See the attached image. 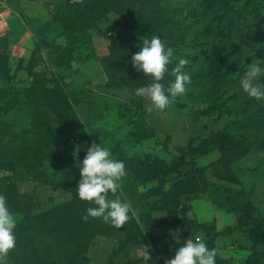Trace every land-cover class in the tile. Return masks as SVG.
Returning <instances> with one entry per match:
<instances>
[{
    "label": "rangeland",
    "instance_id": "374dc122",
    "mask_svg": "<svg viewBox=\"0 0 264 264\" xmlns=\"http://www.w3.org/2000/svg\"><path fill=\"white\" fill-rule=\"evenodd\" d=\"M94 1L0 0V87L12 84L19 93L18 108L0 116V122L11 123L20 137L14 141L10 135L9 144L45 142V172L52 185L75 188L81 179L77 165L86 149L93 143L108 147L126 169L109 198L129 203L130 219L120 229L102 218L91 223L102 229L87 245L88 264H166L180 247L167 236L175 210L162 203L172 194L176 176L155 191L159 183L146 181L141 165L146 156L166 162L194 160L203 168L223 156L227 166L208 170L206 180L242 191L238 205L264 200V99L249 98L241 88L245 78L264 83V75L253 77L249 67L264 64V0H230L222 8H211L207 0H124L116 4L120 14L99 10L102 4ZM186 1L191 6L183 5ZM162 8L178 14L157 28ZM154 34L174 49L177 59L170 69L179 59L188 61L185 71L191 82L165 110L148 113L150 102L135 90L152 81L133 66V51L128 59L122 47L136 53L142 39ZM174 79L169 72L162 83ZM136 114L155 129L153 138L142 140L145 132H136ZM77 145L79 158L74 155ZM14 178L10 167L0 169V195L20 217L68 204L63 218L71 224L73 213L84 217L95 206L79 197L73 202V195L62 189L16 184ZM213 191L210 186L208 194L198 195L209 199L194 203V218L213 217L218 208L210 199ZM190 198L184 197L182 204L187 206ZM258 210L264 220V205ZM239 231L250 241L249 229ZM69 233L54 230L37 242L38 255H28L24 262L7 256L5 264L61 259L71 250Z\"/></svg>",
    "mask_w": 264,
    "mask_h": 264
},
{
    "label": "trees",
    "instance_id": "16d2710c",
    "mask_svg": "<svg viewBox=\"0 0 264 264\" xmlns=\"http://www.w3.org/2000/svg\"><path fill=\"white\" fill-rule=\"evenodd\" d=\"M124 0H95V3H101L98 8L105 12L122 13L120 7L116 4L122 3ZM171 1V0H167ZM166 1V2H167ZM211 8H222L229 4L230 0H207ZM193 3L202 0H192ZM83 4H87L86 2ZM183 5L191 6L190 2L186 1ZM160 9L161 15L156 18L158 22L154 26L159 28L170 23L178 12ZM91 26H94L92 23ZM89 26V27H91ZM124 54L128 55L135 53V50L129 47H122ZM19 106V93L14 85L0 87V116H7L16 111ZM139 126L136 132H145L142 140L153 138L156 135L155 129L139 114ZM13 134V126L11 123L3 121L0 122V169L11 168L14 170V182L19 184L35 183L43 186H52L53 189H62L65 192L73 195V202L78 199L77 186L72 188L66 183H58L52 185L49 182L48 176L45 172V163L47 161V147L44 141L30 142L23 140L18 145L9 144L7 139ZM14 141H20L18 135L13 134ZM190 148H180L181 152H186ZM205 155V154H202ZM228 161L221 156L218 160L212 162L209 166L199 167L194 160L185 161L184 159L172 162H166L157 156H146L141 162L142 168L147 174L146 181H157L159 186L155 191L162 190L163 185L168 181V177L176 176L173 183L172 194L164 198L163 205L165 207H172L175 212L171 217L172 222L168 226L167 236L170 240H175V237L189 236L199 232L204 233V242L210 249L216 250V240L221 235L217 232L216 227L210 224H199L195 220L188 218L189 208L182 204V199L187 196H198L199 194H208V189L211 186L214 188L213 194L210 196L211 201L220 209H224L229 213L237 215V230L249 229V242L252 244L251 255L246 260L245 264H264V220L257 216L259 210L254 202H248L245 205H238L236 200L238 196L242 195V191L227 190L216 187L212 182L206 180V173L210 169H216L220 166H227ZM185 169V170H184ZM235 183L237 181L235 180ZM225 196L224 199L218 196ZM68 204L60 205L49 211L34 217H22L16 223L15 236L16 247L10 251L8 257L18 259L24 262L26 256L31 257L39 254L37 242L48 236L54 230L71 232L67 235L70 242L71 250L61 259L57 257L48 258L47 261H42L39 264H88L87 245L96 232L102 229L100 224L94 223L96 218L89 217L84 220L83 217L77 213L72 214L73 223L65 221L64 214L68 208ZM22 212V210H21ZM19 212V213H21ZM77 225H84L85 227L76 229ZM190 226V228H186ZM227 229L226 232H229ZM66 241V240H65ZM257 250H259L257 252ZM20 262V263H21ZM26 264H32V259L29 258ZM216 264H230V261L222 260L216 257Z\"/></svg>",
    "mask_w": 264,
    "mask_h": 264
},
{
    "label": "clouds",
    "instance_id": "9594fccd",
    "mask_svg": "<svg viewBox=\"0 0 264 264\" xmlns=\"http://www.w3.org/2000/svg\"><path fill=\"white\" fill-rule=\"evenodd\" d=\"M138 47L139 51L132 55V64L137 71L151 79L152 83L137 88L135 95L147 98L150 102L146 106L148 113L165 110L174 99L183 96L186 84L191 82V76L185 71L188 61L179 59L170 69L169 66L177 59L174 49L166 46L157 34L151 38L144 37ZM249 67L253 77L264 75V64L258 62ZM169 72L175 79L165 85L162 81ZM241 88L249 98L264 99V83H253L245 78L241 80ZM79 152L80 147L77 145L74 150L77 158ZM77 167L81 176L76 188L78 197L95 205L86 210L83 219L102 218L113 227L122 228L130 219L131 206L119 198L110 199L109 193L115 195L126 176L124 162L115 159L108 147L93 143L86 149V156ZM15 228L16 218L10 212L5 197L0 195V264H5V258L16 247ZM175 238L180 243L179 237ZM216 257V250L210 249L206 242L196 237L175 250L174 258L166 261V264H216Z\"/></svg>",
    "mask_w": 264,
    "mask_h": 264
},
{
    "label": "crops",
    "instance_id": "0c3cea01",
    "mask_svg": "<svg viewBox=\"0 0 264 264\" xmlns=\"http://www.w3.org/2000/svg\"><path fill=\"white\" fill-rule=\"evenodd\" d=\"M145 100H147V98H145ZM202 197L209 199L204 196H194L189 199L187 202V207L189 208L188 218L195 220L199 224H210L216 227L217 232L221 234L216 240V253L220 259L230 261V264H245L246 260L251 255L252 244L239 230L235 229L237 225V215L235 213H229L218 207L216 208L217 210L214 212L213 217H211L209 221H200V219L194 218L191 214L194 203ZM254 203L259 208L264 205V200L259 199L258 202L255 200ZM13 215L16 218V223H18L21 219L20 215ZM227 229H230V231L226 232ZM196 237H199L203 241L205 236L202 232L186 237L179 236L180 247L183 246V243L187 240L191 238L195 239ZM175 243H178L177 239H175Z\"/></svg>",
    "mask_w": 264,
    "mask_h": 264
}]
</instances>
